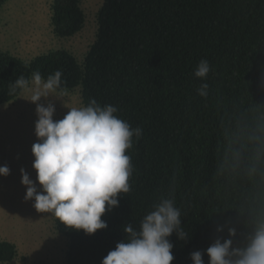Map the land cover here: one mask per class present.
I'll list each match as a JSON object with an SVG mask.
<instances>
[{"label": "trees", "instance_id": "1", "mask_svg": "<svg viewBox=\"0 0 264 264\" xmlns=\"http://www.w3.org/2000/svg\"><path fill=\"white\" fill-rule=\"evenodd\" d=\"M50 9L56 36L82 29L80 0H52ZM96 19L82 62L64 48L29 60L0 50V105L24 90L14 88L18 77L38 71L46 80L59 69L61 88L80 87L84 106H115L142 130L126 150L130 191L102 216L107 228L88 235L55 217L68 239L62 264H101L126 238L124 226L138 230L161 198L180 208L189 233L168 238L171 264H193L197 250L209 264L216 238L245 248L264 225V0H103ZM202 59L211 66L204 79L194 75ZM204 83L207 97L197 92ZM16 256V245L0 240V262Z\"/></svg>", "mask_w": 264, "mask_h": 264}, {"label": "clouds", "instance_id": "2", "mask_svg": "<svg viewBox=\"0 0 264 264\" xmlns=\"http://www.w3.org/2000/svg\"><path fill=\"white\" fill-rule=\"evenodd\" d=\"M210 70L209 62L202 59L194 75L204 79ZM62 76L57 69L45 80L35 71L31 81L24 76L15 81L14 88L31 91L28 100L36 105L38 117L34 129L37 142L31 148L36 182L21 168V183L26 186L24 199L34 200L37 212L50 213L67 228L91 235L107 228L102 216L119 206L121 193L130 191L133 165L126 150L142 130L118 118L115 106H101L95 99L87 106L68 107L62 119L54 120L55 104L40 101L64 95ZM197 92L207 97L208 84H202ZM9 174L7 165L0 166V176ZM221 230L218 226L217 231ZM124 232L126 238L117 242L101 264H171L173 244L168 238L173 232L181 240L189 238L181 224V210L170 198H161L144 216L138 230L126 224ZM228 232L230 237L235 235L234 228ZM231 246V239L221 242L216 238L205 250L209 264H264V225L257 228L245 248ZM203 255L201 250L190 253L193 264H204ZM233 256L237 259H231Z\"/></svg>", "mask_w": 264, "mask_h": 264}, {"label": "rangeland", "instance_id": "3", "mask_svg": "<svg viewBox=\"0 0 264 264\" xmlns=\"http://www.w3.org/2000/svg\"><path fill=\"white\" fill-rule=\"evenodd\" d=\"M52 0H7L0 9V50L29 60L50 49L64 48L79 62L96 37L97 12L103 0H80L85 22L80 31L69 37H58L50 23ZM59 91V90H58ZM31 91L24 89L14 100L0 106V166L7 165L10 174L0 176V240L11 239L19 248L16 258L0 264H62L68 245L65 235L57 231L55 216L39 213L34 200H25L26 186L21 183V168L36 182L31 148L37 142L36 105L28 100ZM55 104L54 120L62 119L68 107L84 106L80 87L64 90L61 98H41L40 103ZM19 126L11 125L12 115ZM38 183V182H37ZM10 240V241H11ZM13 242V241H12Z\"/></svg>", "mask_w": 264, "mask_h": 264}, {"label": "crops", "instance_id": "4", "mask_svg": "<svg viewBox=\"0 0 264 264\" xmlns=\"http://www.w3.org/2000/svg\"><path fill=\"white\" fill-rule=\"evenodd\" d=\"M12 101V100H11ZM10 102V101H9ZM8 103V102H7ZM4 104H6V103H3V104H1V105H4ZM0 105V106H1ZM12 115V123H11V125H15V126H19L20 124L19 123H17V121L15 120V118H17V119H19V115H17V114H11ZM5 116H7V119L9 118L8 116H10V114H4V116H0V121L5 117ZM2 240H8V239H2ZM11 239H9L8 241H10ZM13 241V243L16 245V247H17V252H18V248H19V246H18V244H17V242L16 241H14V240H11L10 242H12Z\"/></svg>", "mask_w": 264, "mask_h": 264}]
</instances>
